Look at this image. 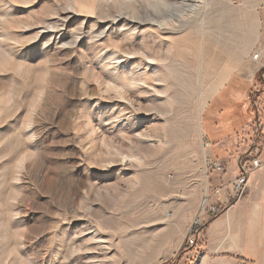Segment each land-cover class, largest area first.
Segmentation results:
<instances>
[{
  "label": "rangeland",
  "instance_id": "obj_1",
  "mask_svg": "<svg viewBox=\"0 0 264 264\" xmlns=\"http://www.w3.org/2000/svg\"><path fill=\"white\" fill-rule=\"evenodd\" d=\"M233 2L0 0V264H200Z\"/></svg>",
  "mask_w": 264,
  "mask_h": 264
},
{
  "label": "crops",
  "instance_id": "obj_2",
  "mask_svg": "<svg viewBox=\"0 0 264 264\" xmlns=\"http://www.w3.org/2000/svg\"><path fill=\"white\" fill-rule=\"evenodd\" d=\"M232 10L239 47L231 72L201 116L205 154L222 160L228 171L209 179L211 202L221 203L223 210L204 215L197 248L200 264H264V164L252 174L242 197L229 200L239 157L256 140L259 124L264 126V0H234ZM257 52L260 56L254 59Z\"/></svg>",
  "mask_w": 264,
  "mask_h": 264
},
{
  "label": "built area",
  "instance_id": "obj_3",
  "mask_svg": "<svg viewBox=\"0 0 264 264\" xmlns=\"http://www.w3.org/2000/svg\"><path fill=\"white\" fill-rule=\"evenodd\" d=\"M260 52L253 55L254 59H258ZM263 125L259 124V135H257L256 140L252 143L251 147L243 153L238 160V176L230 182L231 192L229 195V200L239 199L245 193L247 184L250 180L252 174L260 169L264 162L262 160L263 146H264V130ZM207 147L208 144L205 143ZM204 170L207 177H211L212 174H225L228 171V165L218 158H212L204 156ZM223 210V205L221 203H212L210 194L205 191L203 195V200L201 203V212L198 214L196 221L193 223L194 240L192 243H199L203 238V228L205 225L204 215L216 216L220 214Z\"/></svg>",
  "mask_w": 264,
  "mask_h": 264
},
{
  "label": "bare ground",
  "instance_id": "obj_4",
  "mask_svg": "<svg viewBox=\"0 0 264 264\" xmlns=\"http://www.w3.org/2000/svg\"><path fill=\"white\" fill-rule=\"evenodd\" d=\"M221 33V32H220ZM232 35V34H231ZM225 37H226V35H225ZM222 38H223V36H222ZM221 39V38H220ZM221 41V40H220ZM226 47V46H225ZM229 49H230V47H229Z\"/></svg>",
  "mask_w": 264,
  "mask_h": 264
}]
</instances>
